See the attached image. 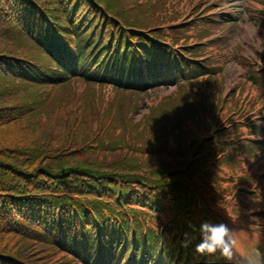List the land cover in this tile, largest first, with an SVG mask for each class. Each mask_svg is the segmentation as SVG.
Instances as JSON below:
<instances>
[{"label": "trees", "instance_id": "trees-1", "mask_svg": "<svg viewBox=\"0 0 264 264\" xmlns=\"http://www.w3.org/2000/svg\"><path fill=\"white\" fill-rule=\"evenodd\" d=\"M263 47L264 0H0V264H226L204 222L263 242Z\"/></svg>", "mask_w": 264, "mask_h": 264}, {"label": "clouds", "instance_id": "clouds-1", "mask_svg": "<svg viewBox=\"0 0 264 264\" xmlns=\"http://www.w3.org/2000/svg\"><path fill=\"white\" fill-rule=\"evenodd\" d=\"M201 239L195 247L196 257H214L217 254L226 264H235L237 247L240 243L238 234L226 223L212 224L204 222L200 225ZM190 242L188 236L185 237ZM188 243L185 244V247ZM248 264H264V258L260 253L254 252L248 259Z\"/></svg>", "mask_w": 264, "mask_h": 264}, {"label": "rangeland", "instance_id": "rangeland-1", "mask_svg": "<svg viewBox=\"0 0 264 264\" xmlns=\"http://www.w3.org/2000/svg\"><path fill=\"white\" fill-rule=\"evenodd\" d=\"M238 5L241 6L242 5L241 2H238L237 4L227 5V8H225L226 10H228V11L231 10V12L238 15L237 19L241 18V15H239L241 13V11L238 12ZM244 19H245V17H243V21H241V23L238 24L239 25L238 28H240V27L246 28L247 25H244ZM248 29H250L251 31L250 30L246 31L245 33H243L242 37H243V39H245L246 42H248L249 52L256 54L258 49H260V48L257 49V46L262 47V44L260 42L261 40H260L259 35L256 32V29L254 27L253 28L250 27ZM219 34H221V33H219ZM229 38L232 39L231 40L232 43H234V42L236 43V41L239 40V38H237V36L235 37L234 34H229ZM239 71H240L239 68H237L236 66L231 65L230 67H227L226 77H227V81H228V83H227L228 87L230 85H232L233 83H237L240 81L239 80V78H240L239 77V73H240ZM169 93L170 92L168 89H164V91L158 93V95L165 96V95H168ZM156 94L153 95V99L156 97ZM143 113H145V112H143ZM262 235H264V234H262ZM243 240H244V243H243L244 245H246L247 243H249L250 245H257L260 243V242H257V241H259V239L256 237H253V236H246V237H244ZM261 244H263V243H261ZM253 252H257V251H253ZM252 255H253V253H252ZM261 257L264 258V253L261 254ZM248 259H249V257L243 252L241 255V258L235 260V264H248Z\"/></svg>", "mask_w": 264, "mask_h": 264}]
</instances>
